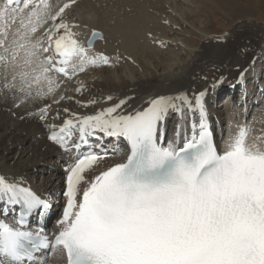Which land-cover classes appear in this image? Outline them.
<instances>
[{
    "label": "snow or ice",
    "instance_id": "1",
    "mask_svg": "<svg viewBox=\"0 0 264 264\" xmlns=\"http://www.w3.org/2000/svg\"><path fill=\"white\" fill-rule=\"evenodd\" d=\"M80 5L0 0V111L34 122L61 162L44 191L47 172L0 158V264H264V126L222 121L218 132L209 96L223 73L206 87L175 77L143 95L77 99L82 75L134 63L119 45L95 47L107 37ZM144 36L160 42L150 27ZM259 48L235 65L238 82L264 66ZM229 54L221 44L216 56ZM49 213L51 230L38 219Z\"/></svg>",
    "mask_w": 264,
    "mask_h": 264
},
{
    "label": "bare ground",
    "instance_id": "2",
    "mask_svg": "<svg viewBox=\"0 0 264 264\" xmlns=\"http://www.w3.org/2000/svg\"><path fill=\"white\" fill-rule=\"evenodd\" d=\"M173 4L176 6L177 2L175 1ZM82 5H85L87 10L83 13H76L77 17L88 19L91 16L89 22L95 24L107 37L106 42L98 40L95 47L111 52L119 45L120 51L126 56L130 55L134 63L131 61L122 62L116 67L105 68L103 71H89L87 75H82L81 79L89 87L84 93L75 94L77 99H91L98 95L99 91L114 96H119L124 91L129 93L137 91L143 95L159 90L162 85H166L167 81L175 77H182L186 83L195 78L194 87H206L213 76L223 73L228 77L227 82L215 89L209 96V104L216 120L218 132L225 127L224 124H221L222 121L241 123L247 118L253 127L264 126V83L261 79L264 75V66L258 63L254 69L258 70L259 68L258 75L256 70L253 78L250 77L249 80L247 76L244 84L236 79L235 65L237 63L245 65L248 59L245 50L251 49L258 53L259 46L264 45L262 29L249 15H239L237 18L241 19L240 23H237L228 34L216 41L212 40L206 31L201 30L198 34L199 42L193 39L189 45L180 41V44L184 46L183 58L178 62L166 64L157 61L158 58H163L160 48L167 47L169 42L172 44L169 41V33L173 32L176 26L181 27L184 24V19L179 18L178 10L168 0H81L80 8L76 9V12L82 11L80 10L83 8ZM149 7L153 9L151 13L148 11ZM135 18L146 19L148 23L136 26L132 24ZM164 19L171 20V26L164 24ZM149 27L160 42L153 43L151 39L145 38L144 31ZM221 44L230 53L223 59L216 56V53L221 51ZM150 58H153L156 63L148 60ZM110 71H114L113 74L106 76V73ZM204 75L209 77L208 81L201 79ZM226 87L231 88V91L227 95L229 99L225 102L224 108L213 106L215 96ZM69 88L66 94L73 95L71 86ZM236 92L240 97L239 104L231 103V98ZM255 95L259 97V100L253 101ZM63 106L80 112L94 110L91 107L81 108L76 103H65ZM38 133L39 130L34 122L13 120L6 112L0 111V140L7 135H17V141L15 140V144H10L7 151L11 152V148L17 146L19 157L34 156L31 162L27 160L23 166H17V168L20 170L32 169L34 173L36 171L44 173L48 171L47 166L51 167V163H47V159L52 157V164H54L52 175L55 180H59L60 167L57 163V160L60 159L59 152ZM28 142L31 147L29 144L26 145ZM17 154L15 153L14 156ZM43 179L49 182L40 185L42 190L47 191L49 188L56 187V184L51 183L52 178L44 177Z\"/></svg>",
    "mask_w": 264,
    "mask_h": 264
},
{
    "label": "rangeland",
    "instance_id": "3",
    "mask_svg": "<svg viewBox=\"0 0 264 264\" xmlns=\"http://www.w3.org/2000/svg\"><path fill=\"white\" fill-rule=\"evenodd\" d=\"M175 1L177 2L176 6L173 4ZM168 2L176 7L179 18L184 19V24L181 27L176 26L173 32H171L172 34L169 33V41H171L172 44L169 42L167 47L160 48L163 58L156 59L159 63L162 61L161 63L172 64L182 59L184 46L180 44V41H184L189 45L193 39L199 42L198 34L200 30L206 31V34L209 35L212 40L214 39V41L221 39L224 35L228 34L237 23H240L239 21L241 19L237 18L239 15H249L253 20L255 19L254 22L262 29V36H264V0H168ZM82 7L83 8L80 9L82 11L78 10L76 13H83V11L87 10L85 5H82ZM148 60L156 63L153 58ZM256 70L248 74L249 80L250 77L253 78ZM112 72L114 71L106 73V76H111L113 74ZM258 73L259 68L257 70V75ZM229 91H231V88L226 87L220 94L215 96L213 106H221L220 109H223L225 102L229 99V96H227L229 95ZM237 92L235 95L233 94L231 98V103L233 102V104H238V100L240 99ZM256 100H259V97L255 95L253 96V101ZM15 140L17 141V135H7L0 140V158L5 152H7L10 157H13L15 153L17 154V146H13L11 152L7 151L10 144H15ZM28 144L29 142L26 143V145ZM29 146L31 147L30 144ZM27 156L28 155L19 157L16 166H23L27 160L31 162L34 159L33 155L28 156V158ZM48 162L51 163V167L47 166L48 171H46V177L55 179L53 177L54 175H52L54 172L52 168L54 166V164H52V157L47 159V163ZM29 174L34 175L35 173L31 169ZM44 177L45 176H42V179Z\"/></svg>",
    "mask_w": 264,
    "mask_h": 264
}]
</instances>
